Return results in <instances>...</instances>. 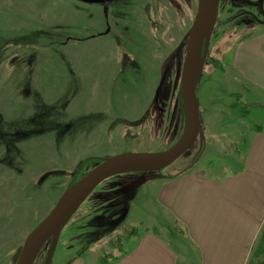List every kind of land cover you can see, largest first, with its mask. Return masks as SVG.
I'll return each mask as SVG.
<instances>
[{"label": "rangeland", "instance_id": "obj_1", "mask_svg": "<svg viewBox=\"0 0 264 264\" xmlns=\"http://www.w3.org/2000/svg\"><path fill=\"white\" fill-rule=\"evenodd\" d=\"M78 5L81 4L74 0H0V45L6 44L4 46L6 49L4 48L2 51L5 52L2 55L4 58H0L1 64L7 62L8 55L18 51V49H14L15 46L20 50L21 45H18L13 40L10 41L11 36L22 37L36 30V34H40L37 43L29 41V39L33 38V34H30L31 37H26L25 40L27 41L25 49L37 52L32 55L30 64L27 66H31L33 72L34 67H36L35 63L39 59L38 50L40 49L43 51L42 66L46 61L47 66H50L52 49L54 51L62 50V46L57 45L54 42L55 40L59 41L70 34L82 36L79 33H82L83 27L67 25L73 16L79 18V25L85 23L83 20L85 16L83 6ZM75 8H80V10H75ZM93 12H91L93 14L92 19L96 15ZM221 27L219 22L215 24V30L209 42L207 62L198 82L197 96L203 129H201L195 142L204 140L206 146V151L198 166L203 168H211L213 166L212 169L214 171L223 173V171H229L238 165L239 160L233 153L237 151V145L245 141L244 137L249 134L248 130H264V93L256 87L252 88V85L246 82L239 81L238 75L231 67L233 45L239 39L249 35L264 34V25L239 34L235 33L231 24L227 23L222 29ZM85 32L86 30L83 32V36L86 35ZM181 34L174 32L173 36H171V41L166 43L162 40V37L167 35L166 29H162L161 32L157 33L159 42L153 43L154 45L150 46L152 47L150 51L158 56L167 49H174L177 43L175 40ZM172 38L175 39L172 40ZM83 45L80 44L79 47ZM69 46H63V49H67ZM73 46L75 45H71L68 49ZM9 47L12 48L11 51L8 50ZM76 48L84 50V48ZM77 63L79 68L84 65L81 58L77 60ZM39 64L38 62L37 66ZM67 65H69L68 62ZM170 75V79H173L174 71ZM148 76L152 83L146 89H138L135 92L121 91L119 89L114 91L116 94L115 108L118 116L122 119L120 122L110 123L109 118L103 116L104 122H101L91 130H86L85 133L80 130V124L77 123V127L73 130L79 129V134L75 133L71 145L70 141L68 142L69 139L60 145L63 147L69 146V149L68 151L64 148L61 149L57 156L54 157L56 160L48 164L54 170L48 172L41 184L38 178L41 177L42 163L39 162L37 164L35 168L38 170L35 172L30 165L36 161L30 159V156L34 152H37L40 156L42 151L41 142L42 146L46 147L47 142L51 145L52 141L50 143V141H45V139H38L32 143L29 139L22 141L20 138L17 146L20 147L21 144L25 146L26 142L33 146L31 150L27 147L28 153L24 156L28 165L24 171L21 170L24 172V175H22L24 177L27 175L28 177H26V186L23 189L26 197L22 207L23 200L20 197L22 189L15 186V192L18 196L15 200L17 199L21 202V208H18V211L15 212L13 205L8 208L3 206V204L0 205V215H6L5 226L0 224V264H12L13 256L18 247L21 246L30 231L51 210L64 188L78 180L99 160L101 161L104 157L121 152L160 151L166 149L167 140L164 138L163 131L161 133L154 130L155 127L161 125V119L163 120V117H165V112L158 110L160 100L156 105L151 102V91L157 80L156 64H154V69L148 73ZM46 77H49V75H44L45 79ZM95 82L97 81H94L91 87L92 103L99 102L93 98L94 95L97 96V91H94L93 88L95 87ZM10 86L11 90H6ZM7 87L2 95L3 105H10L7 101L10 93L15 98L19 95L18 91H14L13 85H8ZM47 88L53 89L52 85H48ZM51 97V91H46L43 99L48 101ZM20 101V114H22L25 100ZM50 104L51 102H46V105L51 106ZM104 106H107L108 108L106 109L110 110L107 98L103 101ZM171 108H174L173 104ZM112 109L114 110V108ZM110 116V119L113 118L112 114ZM153 118L154 120L152 121ZM70 129L69 127L68 130ZM65 134L63 137H65ZM0 150V153L3 152L2 148ZM13 152L17 154L18 150L16 149ZM189 154L182 157H187ZM49 155L47 154L46 157ZM24 156L22 155V160L20 159V161L26 160ZM59 156L60 158H58ZM97 158L96 162L93 161ZM17 159L19 160V157ZM180 160H184V158ZM180 160L162 168L164 172L162 178H166L165 176L168 173L175 174L179 172L183 168L180 167L182 163H180ZM81 161L83 166L78 168L77 164ZM84 166L85 168H83ZM71 170L74 171L73 175H69L73 172ZM160 170L158 172L161 175ZM15 172L18 173V169ZM162 178H153L139 187L128 205V212L123 220L119 217L117 218V213L121 208L117 202V197L107 201L102 200V197L100 198L106 191L114 189L111 186L119 180V177H110L100 182L80 204L72 218L61 230L50 264H70L74 259H81V264L109 262L125 252L133 244L136 235L151 225H153L152 228L159 231L176 246L178 242L173 236L177 235L183 238V235L169 228L171 225L170 219L163 218L164 214L161 208L154 203L155 201L152 199L150 191L151 184L156 179ZM17 180L23 179L21 176L19 179L14 174L9 179V184L6 183L5 188L8 185L13 188L11 185H14ZM3 183L4 180H0V186ZM31 196L33 199L30 198ZM1 197L2 195H0ZM103 216L108 217L106 219L112 221V223L110 222L108 226H105L104 224L107 222L103 220ZM95 217H101L102 219L99 221L96 220L97 218L94 219ZM41 251L44 252V249H41ZM38 258L39 264L41 257Z\"/></svg>", "mask_w": 264, "mask_h": 264}, {"label": "flooded vegetation", "instance_id": "obj_2", "mask_svg": "<svg viewBox=\"0 0 264 264\" xmlns=\"http://www.w3.org/2000/svg\"><path fill=\"white\" fill-rule=\"evenodd\" d=\"M74 1L81 4L78 6H83L85 23L79 25V18L73 16L67 25L83 27L82 33H79L82 36L70 34L59 41L55 40L57 45L62 46V50L54 51L52 49L50 66H47V61L42 66V49L38 50L39 59L35 63L36 67L33 72L32 67L27 66L30 64L32 55L37 52L25 49L27 42L25 40L26 37H31L30 34H33V38L29 41L37 43L40 34H36V30L22 37L11 36L10 41L13 40L21 45L20 50L15 46L14 49H18V51L8 55L7 62L1 64L0 59V148L3 149V152L0 153V180H4L0 186V195H2L0 205L3 204L6 208L13 205L15 212L21 208V202L15 200L16 197L18 198L15 186L22 189L20 194L23 200L22 207L25 203L26 195L23 189L28 177L27 175V178L24 177L22 171L28 163L24 155L28 153V149L33 148L28 142L25 146L23 144L20 147L17 146L20 138L22 141L29 139L32 143L38 139H45L50 143L52 141L51 145L47 142L46 147H43L41 142L40 156L37 152L30 153V159L36 161L30 165L32 170L36 172L37 164L39 162L43 164H41L40 170L41 177L38 178L41 184L48 172L54 170L48 164L56 160L54 157L61 149L64 148L67 151L69 149V146L60 145L64 144L67 139L71 145L75 133L79 134V129L73 130L77 127V123L80 124V130L85 133L86 130H91L104 122L103 116L109 118L110 123L120 122L122 119L118 116L115 108L116 94L114 91L119 89L135 92L138 89L148 88L152 83L148 73L153 71L154 64H156L157 80L151 91V102H153L154 91L160 79L161 65L173 48L156 56L150 51L152 48L150 46L159 42L157 33L164 28L167 35L162 37V40L166 43L171 41L174 32L182 33L175 40L177 45L190 27L198 4V0H101L100 3ZM75 10H80V8H75ZM92 11L96 14L94 19H92ZM218 22L222 26L221 29L227 23L231 24L236 34L262 26L264 25V0H219L215 24ZM85 30L86 35L83 36ZM212 36L211 34L210 40ZM80 44L84 45L79 47ZM5 45V43L0 45V58H4L2 55L5 52L2 51L4 48L6 49ZM66 45L75 46L68 49L69 46L68 50L63 49V46ZM76 47L84 48V50H79ZM8 50L11 51L12 48L9 47ZM79 58L84 62L81 68L77 63ZM38 62L40 64L37 66ZM172 71H174V75L173 79H170L169 93L166 98L161 97L158 104L160 106L158 110L165 112V117L163 120L161 119V125L154 129L155 132L162 133L163 131L164 138L167 140L166 149L180 138L185 126L182 99L179 95V77H177L175 68H172L170 73ZM44 75H49V77L45 79ZM94 81H97L93 87L94 91H97V96L94 95L93 98L99 101L96 103H92L91 98V87ZM8 85H13L14 91H18L19 95L15 98L10 93L7 99L10 105H3L2 95ZM48 85H52L53 89L47 88ZM6 90H11V86ZM46 91L52 93L51 99L48 100L51 102V106L46 105L48 101L43 99ZM105 98L109 101L111 111L106 109L107 106L103 107ZM20 100H25L22 114H20ZM172 104L174 108H171ZM109 114H112L113 118L110 119ZM157 118L159 117L157 116ZM69 127L70 130H68ZM64 133H66L65 137H63ZM205 147L204 140L195 142L187 157L179 156L172 163L184 158V160H180V163L182 162L180 167H183L181 170L188 168L201 160L206 151ZM16 149L18 150L17 154L13 152ZM47 154L51 156L46 157ZM22 155L26 159L25 161H20ZM97 160L98 158L93 161ZM82 161L77 164L78 168L83 166ZM74 168L73 170L77 169ZM17 169L18 173L15 172ZM73 173L74 171L69 175H73ZM160 173L164 174L163 169L160 170ZM14 174L19 179L21 176L23 180H17L14 185H11L13 188L10 185L5 188L6 183L9 184V179ZM30 198L33 199L32 196ZM5 217L6 215H0V224L3 226H5ZM45 253L46 249L44 252L40 250L32 264H38V257H41L39 264H43ZM15 261L16 258L12 260V264Z\"/></svg>", "mask_w": 264, "mask_h": 264}, {"label": "crops", "instance_id": "obj_3", "mask_svg": "<svg viewBox=\"0 0 264 264\" xmlns=\"http://www.w3.org/2000/svg\"><path fill=\"white\" fill-rule=\"evenodd\" d=\"M231 56L238 80L264 93V34L239 39ZM248 131L235 168L220 173L198 162L150 185L163 218L179 224L176 246L151 225L103 264H246L264 221V130Z\"/></svg>", "mask_w": 264, "mask_h": 264}, {"label": "water", "instance_id": "obj_4", "mask_svg": "<svg viewBox=\"0 0 264 264\" xmlns=\"http://www.w3.org/2000/svg\"><path fill=\"white\" fill-rule=\"evenodd\" d=\"M98 2L101 0H80ZM219 0H198L194 19L179 43L161 65L159 83L154 91L153 103L166 98L170 89V71L176 69L179 77V95L185 117L180 138L169 148L160 151L121 152L104 157L59 195L47 215L30 231L13 256L14 264H32L41 249H46L43 264H50L60 232L65 224L94 188L107 178H118L100 198L104 201L117 197L121 206L118 216L126 217L128 205L140 186L153 178H162L159 170L179 156L190 153L198 134L203 129L197 88L208 58V46L215 29ZM95 217L94 219H96ZM105 226L110 222L103 216ZM98 217L96 220H101ZM103 225V226H104Z\"/></svg>", "mask_w": 264, "mask_h": 264}, {"label": "trees", "instance_id": "obj_5", "mask_svg": "<svg viewBox=\"0 0 264 264\" xmlns=\"http://www.w3.org/2000/svg\"><path fill=\"white\" fill-rule=\"evenodd\" d=\"M185 169H187V168H185ZM185 169H182V170L180 169L179 172H181ZM179 172H177L175 174L168 173L167 176H165V177L167 178V177L174 176V175L178 174ZM170 222H171V225L169 228L175 231L179 227V224L176 223L174 220H170ZM158 233H160V232L158 231ZM124 253L125 252L119 254L117 257H115L113 259H116V258L122 256ZM94 264H98V263L95 262ZM99 264H103V263H99ZM246 264H264V221H263V223L260 227V230L256 236V239L252 245V249H251V252H250V255H249V258H248Z\"/></svg>", "mask_w": 264, "mask_h": 264}]
</instances>
